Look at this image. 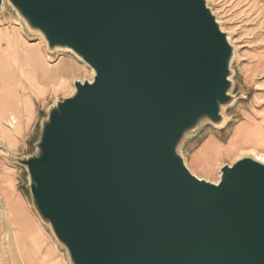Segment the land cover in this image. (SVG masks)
Here are the masks:
<instances>
[{"label": "water", "instance_id": "water-1", "mask_svg": "<svg viewBox=\"0 0 264 264\" xmlns=\"http://www.w3.org/2000/svg\"><path fill=\"white\" fill-rule=\"evenodd\" d=\"M9 2L95 72L21 161L72 263L264 264V163L243 158L215 184L178 152L231 100L233 48L205 0Z\"/></svg>", "mask_w": 264, "mask_h": 264}, {"label": "rangeland", "instance_id": "rangeland-1", "mask_svg": "<svg viewBox=\"0 0 264 264\" xmlns=\"http://www.w3.org/2000/svg\"><path fill=\"white\" fill-rule=\"evenodd\" d=\"M205 2L233 48L231 100L221 110L222 124L200 121L178 152L192 174L216 184L223 167L253 158L250 150L264 155V0ZM2 6L0 54L11 56L15 79L0 86V113L22 111L15 115L17 123L7 119L0 126V264H73L67 248L40 217L21 161L38 155L50 111L75 94L76 82L93 81L95 72L73 51L49 49L44 35L32 29L9 0ZM20 43L36 48L42 67L55 73H31L26 59L17 55Z\"/></svg>", "mask_w": 264, "mask_h": 264}, {"label": "bare ground", "instance_id": "bare-ground-1", "mask_svg": "<svg viewBox=\"0 0 264 264\" xmlns=\"http://www.w3.org/2000/svg\"><path fill=\"white\" fill-rule=\"evenodd\" d=\"M13 44L15 45V43H13ZM10 45H11V43H10ZM17 55L19 58L23 57L26 59V61H24V62L26 63L28 70L31 73H33L36 77H40L43 74L48 77V76L55 73V70L50 68L49 66L48 67L46 66L45 68L42 67V63H44V61L41 59L42 57L39 55V52L34 47H32V48L26 47L23 45V43H20V44H18ZM41 61H42V63H41ZM12 62L13 61H12V58L10 55L0 54V76H1L0 77V86L1 87L4 86L5 84L9 83V82H12L15 79V72H14L13 68L11 67ZM7 108H9V107H7ZM11 110H13V108ZM21 111L22 110L20 108H18L15 111V113L7 114V116H5L4 113L3 114L0 113V126L4 125V123H6V121H7V119H8V122H10L11 124L17 123L18 118L15 115L17 113L19 115L21 113ZM5 117H6V119H5ZM250 152L252 154L251 157H253L256 161L264 163V155L263 154H260L259 152L255 151V150H250Z\"/></svg>", "mask_w": 264, "mask_h": 264}]
</instances>
